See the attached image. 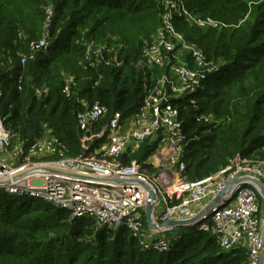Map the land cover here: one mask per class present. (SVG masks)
I'll return each instance as SVG.
<instances>
[{
	"label": "trees",
	"instance_id": "1",
	"mask_svg": "<svg viewBox=\"0 0 264 264\" xmlns=\"http://www.w3.org/2000/svg\"><path fill=\"white\" fill-rule=\"evenodd\" d=\"M185 2L195 15L223 24L203 29L185 18L175 20L189 43L222 63L203 90L176 102L186 136L182 175L196 182L232 166L237 158L264 161V2ZM48 6L53 8L49 48L22 65L20 56L29 55L31 44L42 38ZM163 12L156 0H0V118L18 134L25 155L46 130L68 157L81 154L86 144L78 113L97 102L109 113L95 131L117 113L128 118L139 110L144 74L138 64ZM91 43L113 49L121 66L90 67L85 54ZM68 76L77 83L71 98L63 93ZM41 88L48 93L37 96ZM209 116L211 122L205 120ZM156 148V142L146 141L138 153L128 152L120 161L135 158L142 163ZM1 191L7 193L0 187V264L249 262L247 248L224 251L212 234L196 228L182 233L179 242H186L176 252H145L124 226L95 233L90 219L71 220L69 211L44 202L4 199ZM143 220L147 227L145 213Z\"/></svg>",
	"mask_w": 264,
	"mask_h": 264
},
{
	"label": "built area",
	"instance_id": "2",
	"mask_svg": "<svg viewBox=\"0 0 264 264\" xmlns=\"http://www.w3.org/2000/svg\"><path fill=\"white\" fill-rule=\"evenodd\" d=\"M156 1L164 12L138 64L144 74V100L139 110L128 118L115 114L100 131H95V127L109 113L105 106L97 102L79 112L78 126L84 133L86 147L76 157H68L62 143L47 130L34 140L25 155L18 134L8 130L0 118V179H7L0 187L8 194L31 197L67 210L71 220L91 219L95 233L124 226L143 251L167 253L183 234L176 233L178 227L150 229L144 225L143 213L149 196L146 186H149L156 194L157 224L191 221L203 214L201 220L190 226L212 234L224 251L247 248L248 264H261L264 253L261 201L263 204L264 201L258 189L246 185L242 179L254 177L264 184V165L245 160L196 182L182 175L186 167L182 161L186 136L176 102L203 90L207 78L219 73L222 63L209 59L200 48L189 43L177 31L175 20L185 18L203 29L220 28L223 24L211 17L195 15L185 0ZM46 15L42 38L31 44L29 55L20 56L22 65L34 59L35 53L49 48L52 7H46ZM85 59L92 68L101 64L121 66L117 53L106 44L87 45ZM150 76L154 81L149 83ZM76 88L75 79L66 77L64 95L75 96ZM47 93V88L36 89L37 96ZM146 141L157 143L148 160L120 161L128 152L138 153ZM9 151L12 155L6 160ZM40 167L84 177L37 169ZM221 194L219 204L205 213Z\"/></svg>",
	"mask_w": 264,
	"mask_h": 264
},
{
	"label": "water",
	"instance_id": "3",
	"mask_svg": "<svg viewBox=\"0 0 264 264\" xmlns=\"http://www.w3.org/2000/svg\"><path fill=\"white\" fill-rule=\"evenodd\" d=\"M40 170H45V171H50V172H58V173H64L67 175H71V176H76L79 178L84 177L83 175L80 174H75V173H71V172H66V171H60L54 168H49V167H40L37 168ZM7 179H0V184L6 182ZM243 182L251 187H255L256 189H258L261 198L264 201V184L257 178L254 177H247V178H243L242 179ZM240 181V180H237ZM147 190L149 191V196H148V202L146 204V210H145V214H146V221H147V225L150 229L152 228H163L165 226H173V227H181V226H190V225H194L195 223H197L199 220H201L203 217V214L198 216L197 218H195L194 220L191 221H168L165 223H161V224H157L156 221L154 220V216H155V193L152 191V189L149 186H146ZM223 194L219 195L218 197H216L213 202L209 205V207L205 210V213H208L209 211H211L217 204H219V202L222 199ZM261 264H264V253L262 256V260H261Z\"/></svg>",
	"mask_w": 264,
	"mask_h": 264
},
{
	"label": "rangeland",
	"instance_id": "4",
	"mask_svg": "<svg viewBox=\"0 0 264 264\" xmlns=\"http://www.w3.org/2000/svg\"><path fill=\"white\" fill-rule=\"evenodd\" d=\"M206 119H208V122H211V119H212V117L211 116H209V117H207ZM239 158H237L236 159V161L235 162H233V165L232 166H237L239 163H242L243 161H245V160H243V161H241V160H238ZM253 161H259V162H261L263 165H264V161H262V160H259L258 158H254V159H252ZM147 173L150 175V173L147 171ZM152 176V175H151ZM153 178H155V176H152ZM1 194H2V196H3V198L4 199H8V200H10V199H12V200H23V201H25V202H28V203H30V204H36V203H38V202H41L42 203V201H39V200H37V199H33V198H31V197H20V196H15V195H10V194H5L3 191H1ZM261 205H262V209H264V204H263V202L261 201ZM91 220V219H90ZM84 221H86V220H84ZM196 227H194V226H181V227H179V228H177V229H179V231L181 232V233H189V232H191V231H193L194 229H195ZM93 230H94V228H93ZM94 236V235H93ZM186 242V240L184 239L183 241H181V242H179L178 244H176V246L173 248V251L174 252H176V251H178L179 250V248L184 244Z\"/></svg>",
	"mask_w": 264,
	"mask_h": 264
},
{
	"label": "crops",
	"instance_id": "5",
	"mask_svg": "<svg viewBox=\"0 0 264 264\" xmlns=\"http://www.w3.org/2000/svg\"><path fill=\"white\" fill-rule=\"evenodd\" d=\"M12 155V153L9 151L8 153H6L5 154V158H6V160H9L10 159V156ZM179 228V227H178ZM176 233H181L180 231H179V229H176Z\"/></svg>",
	"mask_w": 264,
	"mask_h": 264
},
{
	"label": "bare ground",
	"instance_id": "6",
	"mask_svg": "<svg viewBox=\"0 0 264 264\" xmlns=\"http://www.w3.org/2000/svg\"><path fill=\"white\" fill-rule=\"evenodd\" d=\"M148 195H149V193H148Z\"/></svg>",
	"mask_w": 264,
	"mask_h": 264
}]
</instances>
